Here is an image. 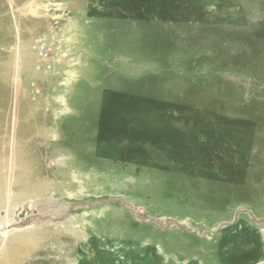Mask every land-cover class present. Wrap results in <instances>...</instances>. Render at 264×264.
I'll return each mask as SVG.
<instances>
[{
	"label": "rangeland",
	"instance_id": "rangeland-1",
	"mask_svg": "<svg viewBox=\"0 0 264 264\" xmlns=\"http://www.w3.org/2000/svg\"><path fill=\"white\" fill-rule=\"evenodd\" d=\"M4 128L23 264H264V0H0Z\"/></svg>",
	"mask_w": 264,
	"mask_h": 264
},
{
	"label": "bare ground",
	"instance_id": "bare-ground-1",
	"mask_svg": "<svg viewBox=\"0 0 264 264\" xmlns=\"http://www.w3.org/2000/svg\"><path fill=\"white\" fill-rule=\"evenodd\" d=\"M5 131V128L2 129L0 134ZM6 137L5 134L0 135V236L4 239L0 247V264H23L35 249V240L39 238L40 231V238L47 233L42 229L29 231L35 226L60 219L62 209H42L35 202L37 200L27 198L42 185L44 187V179L35 176L32 167L34 155L22 147L27 142L17 137L15 147L7 155Z\"/></svg>",
	"mask_w": 264,
	"mask_h": 264
}]
</instances>
